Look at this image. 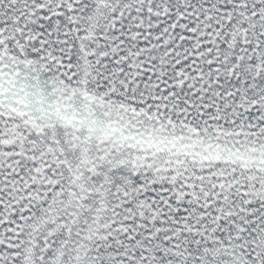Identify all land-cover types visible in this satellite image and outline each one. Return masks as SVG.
Here are the masks:
<instances>
[{
  "label": "snow or ice",
  "instance_id": "obj_1",
  "mask_svg": "<svg viewBox=\"0 0 264 264\" xmlns=\"http://www.w3.org/2000/svg\"><path fill=\"white\" fill-rule=\"evenodd\" d=\"M0 264H264V0H0Z\"/></svg>",
  "mask_w": 264,
  "mask_h": 264
}]
</instances>
